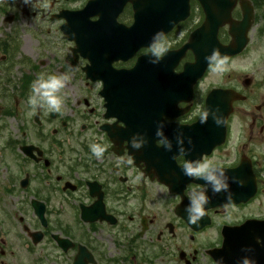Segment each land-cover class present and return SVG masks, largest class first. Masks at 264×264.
Masks as SVG:
<instances>
[{
  "label": "flooded vegetation",
  "instance_id": "af4514ba",
  "mask_svg": "<svg viewBox=\"0 0 264 264\" xmlns=\"http://www.w3.org/2000/svg\"><path fill=\"white\" fill-rule=\"evenodd\" d=\"M92 1L0 0V264H231L221 254L224 243L234 247L232 263L242 245L253 242L264 251V148L252 147L264 142V125L233 142L235 109L225 142L205 154L215 136L195 125L208 95L200 91L203 80L191 96L168 97L152 83L145 95L120 97L117 72L134 68L148 49L114 62L112 55H99L89 37L86 55L78 53L61 27ZM194 4L189 19L167 35L169 50L186 45L202 24ZM133 13L128 3L117 17H104L111 20L103 32L107 43L122 32L113 23L130 26ZM219 37L229 41L227 26ZM193 61L188 50L176 71ZM66 72V86L79 77L85 95L63 97L60 112H32L27 101L33 81L41 73ZM258 111L264 117V109ZM161 123L172 152L156 141ZM136 133L148 140L139 151L129 143ZM90 144L105 148L100 159ZM181 146L190 155L174 159ZM200 156L244 181L243 187L230 184V203L202 180L183 175V162ZM193 189L210 199L198 225L189 224L185 212Z\"/></svg>",
  "mask_w": 264,
  "mask_h": 264
},
{
  "label": "water",
  "instance_id": "95a60500",
  "mask_svg": "<svg viewBox=\"0 0 264 264\" xmlns=\"http://www.w3.org/2000/svg\"><path fill=\"white\" fill-rule=\"evenodd\" d=\"M199 1L204 9L206 18L204 24L192 35L190 43L179 51L168 53L159 65L150 64L148 57L140 59L138 66H140L142 71L137 74L139 68L136 67L129 71L119 72L120 80L118 81V86L115 85L117 88L127 89V95L136 94L140 96L145 95L151 84L154 83L156 87L162 88L159 93L165 91V94L171 97L180 96L188 88L190 93L195 82L204 76L209 67L204 62V56L210 54L213 49H218L227 58L237 56L245 50L249 42L248 33L252 28L255 17L252 3L249 0ZM189 2L190 0H101L91 3L83 12L74 14L72 16L74 23H72L75 27H78L77 23L81 22L79 20L81 16L91 13V15L97 14L104 17L102 14L107 15L110 9L117 16L127 3H131L135 9V24L132 27L123 28L122 40L118 39L117 42H114L108 52L111 55H119V59L127 61L140 48L148 47L154 33L161 30L168 33L178 23L185 21L189 16ZM238 2H240L242 10V19L240 21L232 18L233 9ZM84 21L86 24H90L87 19ZM96 24H92V28L85 27L82 30H87L92 35H95L98 28H93V26ZM227 24L230 26L229 34L232 40L228 45H223L219 41L218 31ZM76 40L78 44L82 41L78 36ZM144 41L147 42L145 43ZM188 49H192L195 55V62L186 64L184 71L181 74H176L175 68ZM107 50L109 49L107 48ZM245 84L249 85L250 80H246ZM243 99L244 97L237 91L214 89L207 98L206 109L219 106L227 121L233 111V103ZM203 126L208 127L209 134L215 136L217 144L223 142L226 133V122L223 127H216L210 116L208 123L203 124ZM233 248L231 244H227L222 251V254L231 264H236V260H242L243 257L254 259L257 264L264 263V251L262 248H255L252 243L239 247L237 250L238 258L232 263L231 253L234 252Z\"/></svg>",
  "mask_w": 264,
  "mask_h": 264
},
{
  "label": "clouds",
  "instance_id": "9594fccd",
  "mask_svg": "<svg viewBox=\"0 0 264 264\" xmlns=\"http://www.w3.org/2000/svg\"><path fill=\"white\" fill-rule=\"evenodd\" d=\"M26 4H32V0H24ZM170 48L167 33L163 30L153 34L148 44V62L152 65H159L166 56ZM204 62L209 66V70L213 73H223L228 65L227 56L222 55L218 49H213L210 54L204 56ZM74 71V69L69 70ZM70 79L69 72L60 75H47L41 73L38 78L33 81L28 97V105L32 112L36 110H47L50 112H60L63 104L62 90L66 86L67 80ZM211 116L212 122L216 127H223L226 117L219 106L205 109L200 115V123L207 124ZM158 144L162 145L166 151L172 152V143L163 133V123L157 128L155 133ZM132 149L139 151L148 144V140L141 134L136 133L129 141ZM182 145V141H178ZM90 152L97 159L103 156L105 148L99 144H90ZM190 155V150L178 148L173 155ZM182 173L189 179L202 180L204 185L213 194H224L225 201L230 203L232 200V192L230 184H236L239 187L244 186V181L237 177H229L225 169L214 163L212 160L200 158L197 160H185L183 162ZM219 173V174H217ZM187 205L185 206L186 218L189 224L198 225L204 218L206 209L210 203V199L205 191L193 189L187 196ZM219 264V262H217ZM241 264H257L254 259L243 257Z\"/></svg>",
  "mask_w": 264,
  "mask_h": 264
},
{
  "label": "rangeland",
  "instance_id": "374dc122",
  "mask_svg": "<svg viewBox=\"0 0 264 264\" xmlns=\"http://www.w3.org/2000/svg\"><path fill=\"white\" fill-rule=\"evenodd\" d=\"M262 8L256 11L255 25L250 33L251 41L247 50L240 56L228 61L226 71L217 74L210 71L209 75L200 85L201 92H208L213 87L235 88L242 90L243 94L249 97L245 103L236 105L235 116L232 120V141H239L243 131H250L252 126H263L264 117L257 113L258 108L264 109V3ZM240 12H235V17H239ZM194 16L199 17V11H195ZM53 35V34H52ZM175 39V37H174ZM171 40V44L174 43ZM52 41V39H51ZM60 45L62 43L60 42ZM80 73V72H77ZM78 79L72 87L65 86L62 90V97H83L85 95V85ZM251 79V86L246 88L244 81ZM87 91V90H86ZM256 112V113H255ZM255 113V114H253ZM258 129H254L257 134ZM252 142V147L264 148V142Z\"/></svg>",
  "mask_w": 264,
  "mask_h": 264
}]
</instances>
